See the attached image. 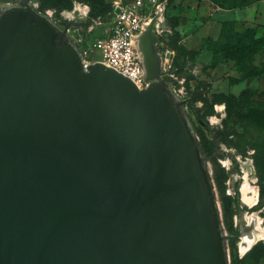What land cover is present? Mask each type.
Masks as SVG:
<instances>
[{
    "label": "water",
    "instance_id": "1",
    "mask_svg": "<svg viewBox=\"0 0 264 264\" xmlns=\"http://www.w3.org/2000/svg\"><path fill=\"white\" fill-rule=\"evenodd\" d=\"M155 22L138 38V89L86 67L68 26L28 5L1 13L0 264H225Z\"/></svg>",
    "mask_w": 264,
    "mask_h": 264
},
{
    "label": "rangeland",
    "instance_id": "2",
    "mask_svg": "<svg viewBox=\"0 0 264 264\" xmlns=\"http://www.w3.org/2000/svg\"><path fill=\"white\" fill-rule=\"evenodd\" d=\"M132 1L11 0L0 3V15L28 5L60 29L62 24L72 25L67 35L70 39L83 38L87 51L83 62L87 67L101 61V53L93 44L111 33L116 4ZM142 1L141 12L154 14L156 4L162 0ZM163 1L164 29L158 33L157 45L160 80L198 145L214 193L226 261L232 264L256 243L264 244V194L253 208L259 200V186L252 148L264 138V130L244 119L249 111L264 109V46L253 56V65L263 71L261 77L247 75L248 62L238 70L235 60L226 56V49L229 44L249 42L253 36L264 37V0H216L217 4L211 0ZM82 10H87L86 14ZM171 18L177 19L175 28L170 25ZM166 54L170 67L164 64ZM212 160L229 173L223 186L225 196L233 199L232 219L225 209L228 199L222 197L221 186L214 180ZM251 190L256 191L254 202ZM230 220L238 233L233 247L228 238L232 232L226 226ZM260 263L264 264V259Z\"/></svg>",
    "mask_w": 264,
    "mask_h": 264
},
{
    "label": "built area",
    "instance_id": "3",
    "mask_svg": "<svg viewBox=\"0 0 264 264\" xmlns=\"http://www.w3.org/2000/svg\"><path fill=\"white\" fill-rule=\"evenodd\" d=\"M153 1L155 2V0ZM142 5V0L116 4L111 15V33L108 37L99 39L93 44V47L101 53L100 60L106 66L130 79L138 89H145L150 85V81L146 80L142 56L138 50V38L152 17L156 18L154 29L157 35L164 29V25L162 28L158 27V19L163 21L165 1L162 0L156 4L154 14L142 13ZM116 8L119 9V12H116ZM86 11L82 10L81 13L86 14ZM46 12L52 13L51 11ZM69 31L70 28L66 32L68 38ZM69 40L84 61L87 51L83 48V38L77 36L73 39L69 38ZM164 64L168 67L171 65L167 54Z\"/></svg>",
    "mask_w": 264,
    "mask_h": 264
},
{
    "label": "trees",
    "instance_id": "4",
    "mask_svg": "<svg viewBox=\"0 0 264 264\" xmlns=\"http://www.w3.org/2000/svg\"><path fill=\"white\" fill-rule=\"evenodd\" d=\"M211 1L217 4L216 0H211ZM60 19L63 22H67L66 20H63L62 18ZM170 25L175 28L177 26V19L171 18ZM60 41H63V40H60ZM263 46H264V37L263 36H259V37L253 36L249 42L242 43L240 45L229 44L226 49V56L230 59L235 60V66L238 70L243 69L244 64L248 62L250 67L247 70V75L254 76V77L255 76L261 77L263 74V71L258 66L253 65V56L256 52L260 51ZM262 93L264 95V92ZM244 119H247L250 122L251 121L255 122L256 125L259 126L260 129L264 130V109L249 111L247 114L244 115ZM190 136L194 142L200 163L202 164V158L199 155L198 145L196 144L191 133H190ZM252 148L255 150L254 162H255L256 175L258 178V186H259V200L253 206L254 208L255 206L259 205L261 198L264 194V187L261 186L262 175L264 173V138L262 140H258L257 143L253 144ZM212 165H213V170H214V174H213L214 180L218 185L221 186L220 193L222 197L228 199V203L225 209H226V212H228V217L232 219L233 211L231 209V205H232L233 199L231 197L225 196V191H224V186H223L226 179L229 176V173L224 168H221L220 165L215 160H212ZM203 172H204L207 185L209 188L210 196L212 199V204L214 207L216 222H217L218 231H219V238H220V242L222 246L223 237L221 236L220 230H219V215H218L217 208L215 207L214 193L212 190L211 183L209 182L207 172L204 168H203ZM222 201L225 202L224 199H222ZM226 226H227V229L230 232H232V234H230L231 236H229L228 238L232 239V247H233L235 246L238 240L237 239L238 233L235 232V229L232 224V220H230ZM222 251H223V256H224V262L225 264H227L223 246H222ZM263 259H264V244H259L258 242L245 255H243L242 257H237L235 259V262L233 261L232 264H261L260 262Z\"/></svg>",
    "mask_w": 264,
    "mask_h": 264
},
{
    "label": "bare ground",
    "instance_id": "5",
    "mask_svg": "<svg viewBox=\"0 0 264 264\" xmlns=\"http://www.w3.org/2000/svg\"><path fill=\"white\" fill-rule=\"evenodd\" d=\"M158 27L159 28L163 27V23H162L161 19H158ZM251 196H252V201L254 202L255 201V197H256V191L255 190H251Z\"/></svg>",
    "mask_w": 264,
    "mask_h": 264
},
{
    "label": "flooded vegetation",
    "instance_id": "6",
    "mask_svg": "<svg viewBox=\"0 0 264 264\" xmlns=\"http://www.w3.org/2000/svg\"><path fill=\"white\" fill-rule=\"evenodd\" d=\"M25 1H26V0H25ZM66 26H68V28H71V27H72V25H70V24H62V25H61V30L64 29ZM157 36H158V35H157ZM158 54H159V53H158ZM159 56H160V55H159ZM177 81H178V79L176 78L174 84H176ZM200 122L203 124V121H202V120H200ZM247 252H248V251H247ZM247 252H246V253H247ZM246 253H245V254H246ZM245 254H244V255H245ZM240 257H242V256H240Z\"/></svg>",
    "mask_w": 264,
    "mask_h": 264
}]
</instances>
